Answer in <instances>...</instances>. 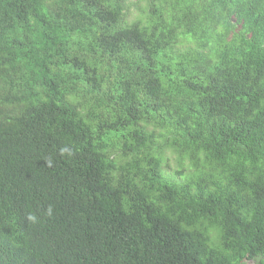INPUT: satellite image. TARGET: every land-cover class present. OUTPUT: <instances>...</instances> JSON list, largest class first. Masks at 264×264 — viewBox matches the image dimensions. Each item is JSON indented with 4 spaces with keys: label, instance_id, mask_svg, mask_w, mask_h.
Returning a JSON list of instances; mask_svg holds the SVG:
<instances>
[{
    "label": "trees",
    "instance_id": "1",
    "mask_svg": "<svg viewBox=\"0 0 264 264\" xmlns=\"http://www.w3.org/2000/svg\"><path fill=\"white\" fill-rule=\"evenodd\" d=\"M133 3L0 0V264H264V0Z\"/></svg>",
    "mask_w": 264,
    "mask_h": 264
},
{
    "label": "rangeland",
    "instance_id": "2",
    "mask_svg": "<svg viewBox=\"0 0 264 264\" xmlns=\"http://www.w3.org/2000/svg\"><path fill=\"white\" fill-rule=\"evenodd\" d=\"M135 3V0H131ZM133 3L134 7H131V18L132 16L137 14V7ZM141 5V4H140ZM163 170L167 174H174L177 178L178 177H188V175L194 170L191 164L189 163L188 158L178 154V153H171L168 152L165 156V161L163 164ZM210 239L213 244L217 243L218 234L216 231L210 232ZM259 260V259H258ZM258 260L250 261L247 264H257Z\"/></svg>",
    "mask_w": 264,
    "mask_h": 264
},
{
    "label": "clouds",
    "instance_id": "3",
    "mask_svg": "<svg viewBox=\"0 0 264 264\" xmlns=\"http://www.w3.org/2000/svg\"><path fill=\"white\" fill-rule=\"evenodd\" d=\"M49 214H51V209H49ZM30 220H32V221H35L36 220V217L35 216H29L28 217Z\"/></svg>",
    "mask_w": 264,
    "mask_h": 264
}]
</instances>
